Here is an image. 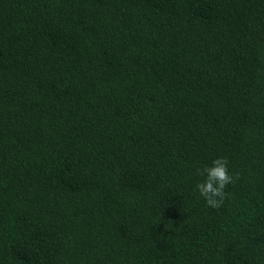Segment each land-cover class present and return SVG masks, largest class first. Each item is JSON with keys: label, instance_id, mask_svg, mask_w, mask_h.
Wrapping results in <instances>:
<instances>
[{"label": "trees", "instance_id": "1", "mask_svg": "<svg viewBox=\"0 0 264 264\" xmlns=\"http://www.w3.org/2000/svg\"><path fill=\"white\" fill-rule=\"evenodd\" d=\"M0 264H264V0H0Z\"/></svg>", "mask_w": 264, "mask_h": 264}, {"label": "clouds", "instance_id": "2", "mask_svg": "<svg viewBox=\"0 0 264 264\" xmlns=\"http://www.w3.org/2000/svg\"><path fill=\"white\" fill-rule=\"evenodd\" d=\"M228 164L227 158L219 157L212 161L211 166L195 170L196 175L204 178L202 182L196 184L195 191L211 208H220L223 205L229 195L225 189L239 178L238 175L229 173Z\"/></svg>", "mask_w": 264, "mask_h": 264}]
</instances>
